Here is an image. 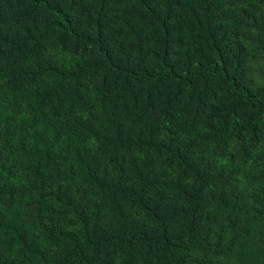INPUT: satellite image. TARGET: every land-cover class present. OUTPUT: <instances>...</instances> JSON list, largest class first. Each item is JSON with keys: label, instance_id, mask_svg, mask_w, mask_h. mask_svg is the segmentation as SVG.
<instances>
[{"label": "trees", "instance_id": "obj_1", "mask_svg": "<svg viewBox=\"0 0 264 264\" xmlns=\"http://www.w3.org/2000/svg\"><path fill=\"white\" fill-rule=\"evenodd\" d=\"M0 264H264V0H0Z\"/></svg>", "mask_w": 264, "mask_h": 264}]
</instances>
